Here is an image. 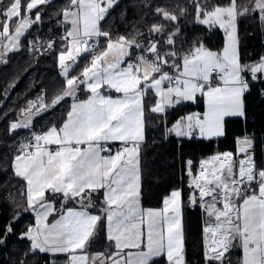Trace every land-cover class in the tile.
<instances>
[{"label": "snow or ice", "instance_id": "snow-or-ice-1", "mask_svg": "<svg viewBox=\"0 0 264 264\" xmlns=\"http://www.w3.org/2000/svg\"><path fill=\"white\" fill-rule=\"evenodd\" d=\"M50 2L0 0V37L8 41L0 46V62L20 49L19 40L14 44L11 38L24 36L41 21L40 12L34 20L29 14ZM67 4L57 14L66 25L64 33L47 44L50 52L59 49L58 74L64 84L51 98L45 92L39 103L30 102L22 119L9 125L11 136L26 131L12 163L13 174L25 182L24 211L34 217L21 236L30 241L25 258L39 253L52 257L51 264L60 255L65 264H158L160 258L166 264H187L182 190H173L159 210L142 207L148 120L160 117L165 138L211 139L226 135L228 118L246 115L251 84L264 83V55L242 61L238 21L253 18L257 26L264 24V0H187V5L184 0H139L134 8L148 9L143 19L152 23L138 26L137 36L115 39L104 24L119 0ZM89 17L93 25L86 28L83 21ZM189 17L227 33L222 52L186 35ZM19 22L28 23L27 30L12 27ZM84 54H90L89 62L71 74ZM81 89L89 93L86 99H80ZM150 95L156 99L148 103ZM200 96L204 112L179 115L168 124L172 110ZM65 101L59 123L36 127ZM240 143L244 155L239 161L229 151L216 154L201 162L196 175L187 161L192 177L188 204L203 208L210 218L203 228L209 237L204 264H231L237 246L240 264H264V162L255 159L251 140ZM113 144L120 147L113 150ZM18 219L4 226L0 244ZM101 235L105 246L91 252Z\"/></svg>", "mask_w": 264, "mask_h": 264}, {"label": "trees", "instance_id": "trees-1", "mask_svg": "<svg viewBox=\"0 0 264 264\" xmlns=\"http://www.w3.org/2000/svg\"><path fill=\"white\" fill-rule=\"evenodd\" d=\"M29 2V0H25ZM139 0H119V5L111 10L106 18L104 27L110 30L113 38L129 34L137 36L141 27H147L152 20L144 21L148 9L134 8ZM187 5V0H184ZM213 3L226 4L227 0H212ZM70 6L67 0H51L46 5H40L29 15L34 20L36 12H40L41 21L34 23L25 33L22 43L27 45L32 40L45 41L40 51L33 53L25 49L13 52L4 57L6 63H0V237H3L4 226L15 217L19 219L12 225L13 231L0 244V264H51L49 255L30 253L25 258L30 241L21 238L29 224H33L34 217L24 211L26 198L22 195L25 182L13 174V157L17 153L18 143L23 141L26 131H20L15 136L9 134V125L18 119L19 111L29 102L46 92L51 98L64 80L61 78L58 67V48L49 51L47 44L58 38L65 31V23L58 17V13ZM171 11V9H169ZM123 14V15H122ZM253 18H241L238 21L239 53L242 61H256L264 55V24L257 26ZM186 35L190 38L198 37L207 48L221 52L225 46V32L217 26H203L193 23L189 17ZM4 38L0 41L3 45ZM101 46L104 41L101 40ZM19 53V54H18ZM26 53V54H25ZM18 54V55H17ZM90 60V54L81 56L79 63L71 74H78ZM3 64V65H2ZM264 83L251 84V91L246 93L244 117H232L226 120V135L211 139H185L168 136L165 138L158 115L148 120L146 143L143 146V176H142V206L143 208L161 209L164 199L173 190L181 189L184 208V227L187 264H204V225L209 221L201 207H192L188 204L190 176L187 174V161H192L193 174H198L200 162L209 160V156L217 153L239 152L241 138L248 135L254 145V155L258 162H264ZM86 91L81 89L80 98L85 97ZM156 97L150 95L148 103ZM68 107L67 101L54 113L47 115L36 127H47L48 124L59 123ZM204 110V97H198L195 103L187 102L172 110L167 117L168 124L179 115L191 111ZM251 151V149H250ZM239 154L244 155L239 152ZM202 160V161H201ZM5 193L10 196L5 197ZM162 193V194H161ZM74 206V205H69ZM105 246L103 235L99 242L93 244L91 252L101 250ZM64 260L63 255L55 257ZM231 264H240L242 250L234 248L229 256ZM158 264H166L163 258Z\"/></svg>", "mask_w": 264, "mask_h": 264}, {"label": "rangeland", "instance_id": "rangeland-1", "mask_svg": "<svg viewBox=\"0 0 264 264\" xmlns=\"http://www.w3.org/2000/svg\"><path fill=\"white\" fill-rule=\"evenodd\" d=\"M85 23H86V26H88V27H91L92 25H93V19L91 18V17H89L88 19H86L85 21H84ZM26 26V27H25ZM14 28H18V30H20V31H23V30H27V28H28V23H26V22H21L18 26L16 25ZM26 28V29H25ZM223 30V29H222ZM28 31V30H27ZM224 31V30H223ZM225 32V31H224ZM23 37L24 36H22V37H19V36H14V37H12L11 39H12V43H16V41L17 40H19V43L18 44H16V46L17 47H19L20 49L19 50H21V49H25V46H23V43H22V39H23ZM227 37V33L225 32V38ZM239 38V37H238ZM6 42V43H5ZM7 42L8 41H3V45H6L7 44ZM45 42V41H44ZM226 43H227V39H226ZM226 43H225V45H226ZM2 45V46H3ZM225 47V46H224ZM209 49V48H208ZM18 50V51H19ZM211 50V49H210ZM213 51V50H212ZM12 52H17V51H12ZM12 52H9V53H12ZM216 52V51H215ZM222 52V51H221ZM9 53H7V54H9ZM40 98H41V96H39L38 98H36L35 100H32L31 102H37V103H39L40 102ZM30 103V102H29ZM29 103L24 107V108H22L20 111H19V117H18V119L17 120H15L14 122H17V121H19L20 119H22V110H24V109H26L28 106H29ZM242 140H245V138H241V141ZM240 141V142H241ZM16 150H17V147H16ZM233 153V158L235 159V160H237V161H239L240 159H242L243 158V155H241V154H239V152H236V153H234V152H232ZM217 154H220V153H217ZM216 155V154H215ZM214 156V155H213ZM213 156H209V157H207V158H211V157H213ZM210 160V159H209ZM202 161V160H201ZM200 164H201V162H200ZM199 171H200V168H199ZM193 175H195V174H193ZM191 179H192V177H190V181H191ZM143 207V206H142ZM145 210L146 209H155V208H144ZM156 210H159V209H156ZM207 216V215H206ZM207 218H209L208 216H207ZM208 223V222H207ZM206 223V224H207ZM205 224V225H206ZM30 225H32V224H29V226ZM204 225V226H205ZM204 239H205V243H206V240H207V235L204 233ZM204 249H205V247H204ZM56 259V258H55ZM57 260V259H56ZM57 263L58 264H64L65 263V261L64 260H57Z\"/></svg>", "mask_w": 264, "mask_h": 264}, {"label": "crops", "instance_id": "crops-1", "mask_svg": "<svg viewBox=\"0 0 264 264\" xmlns=\"http://www.w3.org/2000/svg\"><path fill=\"white\" fill-rule=\"evenodd\" d=\"M13 9H14V11H13V15H15L16 14V11H18V8H17V6H13ZM21 22H19V24H20ZM83 23H84V25H85V27L86 28H91V27H88V26H86V23L83 21ZM16 26V24H13L12 25V27L14 28ZM18 26V25H17ZM26 27V26H25ZM26 29V28H25ZM4 40L5 41H7V39L6 38H4ZM6 43V42H5ZM105 43V42H104ZM226 43V42H225ZM81 58V57H80ZM80 58H79V60H78V62H77V64L79 63V61H80ZM77 64L74 66V68L77 66ZM74 68H73V70H74ZM111 95H113V96H116V95H120V94H116V93H114V92H112V93H110ZM89 95V93H87L86 94V96L85 97H83V98H80V99H86L87 98V96ZM206 110V102H205V98H204V110H203V112ZM194 112H200L199 110H194V111H191V112H189V113H187V114H191V113H194ZM200 113H202V112H200ZM213 138H219V137H213ZM242 138H248V137H242ZM185 139H188V138H185ZM192 139H207V138H205V137H201V136H199V135H196V136H194V138H192ZM53 148H55L56 146H52ZM111 147L113 148V150H115V149H117V144H113V145H111ZM176 190H181V189H176ZM169 196V195H168ZM167 196V197H168ZM166 197V198H167ZM165 198V199H166ZM64 261H65V259H64ZM58 264V263H57ZM65 264V263H64Z\"/></svg>", "mask_w": 264, "mask_h": 264}, {"label": "built area", "instance_id": "built-area-1", "mask_svg": "<svg viewBox=\"0 0 264 264\" xmlns=\"http://www.w3.org/2000/svg\"><path fill=\"white\" fill-rule=\"evenodd\" d=\"M2 6V5H0ZM3 39V37H0V41ZM44 41H40V40H32L30 41L26 46H25V50H27L30 53L36 52V51H40L42 48ZM244 137H248V135H244ZM120 145L117 144V148H119ZM204 246H205V239H204Z\"/></svg>", "mask_w": 264, "mask_h": 264}, {"label": "bare ground", "instance_id": "bare-ground-1", "mask_svg": "<svg viewBox=\"0 0 264 264\" xmlns=\"http://www.w3.org/2000/svg\"><path fill=\"white\" fill-rule=\"evenodd\" d=\"M103 41V40H102ZM26 51V50H25ZM17 52H19V51H17ZM13 53V52H12ZM20 53V52H19ZM18 53V54H19ZM10 54V53H9ZM13 54H15V53H13ZM17 54V55H18ZM26 54V53H25ZM8 55V54H7ZM1 63V62H0ZM3 65V64H2ZM162 194V193H161ZM206 235H207V240H206V243H205V251L207 250V245H208V243H209V237H208V234L206 233V232H204Z\"/></svg>", "mask_w": 264, "mask_h": 264}, {"label": "water", "instance_id": "water-1", "mask_svg": "<svg viewBox=\"0 0 264 264\" xmlns=\"http://www.w3.org/2000/svg\"><path fill=\"white\" fill-rule=\"evenodd\" d=\"M23 233H25V232H23ZM23 233L20 234V237L22 236Z\"/></svg>", "mask_w": 264, "mask_h": 264}]
</instances>
